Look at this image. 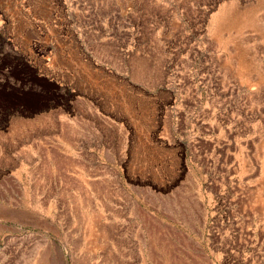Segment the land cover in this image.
Listing matches in <instances>:
<instances>
[{"label": "rangeland", "instance_id": "1", "mask_svg": "<svg viewBox=\"0 0 264 264\" xmlns=\"http://www.w3.org/2000/svg\"><path fill=\"white\" fill-rule=\"evenodd\" d=\"M0 264H264V0H0Z\"/></svg>", "mask_w": 264, "mask_h": 264}, {"label": "bare ground", "instance_id": "2", "mask_svg": "<svg viewBox=\"0 0 264 264\" xmlns=\"http://www.w3.org/2000/svg\"><path fill=\"white\" fill-rule=\"evenodd\" d=\"M261 84H262V83H261ZM251 85H252V84H251ZM254 85H255V84H254ZM256 85H257V84H256ZM259 86H260V85H259ZM257 87H258V85H257ZM255 88H256V87H255ZM255 88H254V89H255ZM258 88H259V87H258ZM258 88H257V89H258ZM254 89H252V90H254ZM259 90H260V89H259ZM259 90H258V91H259ZM261 205H263V204L261 203ZM261 205H260V207H261Z\"/></svg>", "mask_w": 264, "mask_h": 264}]
</instances>
